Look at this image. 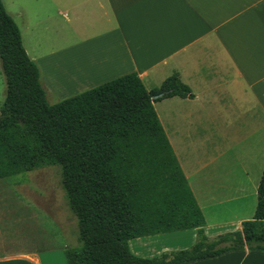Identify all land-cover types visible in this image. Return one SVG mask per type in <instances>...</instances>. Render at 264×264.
Masks as SVG:
<instances>
[{"label":"crops","instance_id":"0c3cea01","mask_svg":"<svg viewBox=\"0 0 264 264\" xmlns=\"http://www.w3.org/2000/svg\"><path fill=\"white\" fill-rule=\"evenodd\" d=\"M34 6V22L22 7L17 18L54 32V18L65 17L61 40L29 57L48 104L131 73L147 91L176 74L192 98L153 107L205 235L240 231L253 219L264 168V0H34ZM32 45L40 47L34 35ZM14 200L0 191V264H66L60 251L39 249L38 215L22 214ZM194 240L195 231L184 230L134 238L128 246L150 259ZM184 264H264V252L232 250Z\"/></svg>","mask_w":264,"mask_h":264},{"label":"trees","instance_id":"16d2710c","mask_svg":"<svg viewBox=\"0 0 264 264\" xmlns=\"http://www.w3.org/2000/svg\"><path fill=\"white\" fill-rule=\"evenodd\" d=\"M0 61L6 84L0 180L61 167L80 243L65 249L66 264H184L232 250L264 252V168L253 219L240 231L204 233V217L153 107L166 98H192L176 74L147 91L131 73L50 105L2 0ZM184 230L195 231L187 249L150 259L129 250L131 239Z\"/></svg>","mask_w":264,"mask_h":264},{"label":"rangeland","instance_id":"374dc122","mask_svg":"<svg viewBox=\"0 0 264 264\" xmlns=\"http://www.w3.org/2000/svg\"><path fill=\"white\" fill-rule=\"evenodd\" d=\"M2 2L7 14L15 22L25 38L24 47L29 57L34 56L36 51L47 53L50 45L53 44L52 47H54L61 40L58 38L62 34L61 28L65 24V17L54 18L52 24L55 26V30L53 32L49 30L50 27L47 23L32 26L31 23L34 22L36 10L34 0H2ZM19 7L27 11L28 17L32 19L30 24L27 25L17 18L16 13ZM69 15L70 13L68 12ZM32 35H34V39L38 38L39 48L33 46L35 45V40L32 45ZM5 92V77L0 61V108L5 99ZM0 191H7L14 197L16 202L20 203L13 206L19 209L22 214V210L28 209L33 210L38 215L40 221L39 232H35L33 237L39 241V249L41 251L49 249L60 251L64 263H66L65 249L78 248L80 243L78 241L77 219L70 210L65 192L61 187V167H40L28 173L6 178L0 181ZM26 231L29 233L24 234V237H31L30 231L27 229ZM13 235H17L16 231H14Z\"/></svg>","mask_w":264,"mask_h":264},{"label":"water","instance_id":"95a60500","mask_svg":"<svg viewBox=\"0 0 264 264\" xmlns=\"http://www.w3.org/2000/svg\"><path fill=\"white\" fill-rule=\"evenodd\" d=\"M161 96H162V94H159V95L153 96V97H152V100H156V99L160 98Z\"/></svg>","mask_w":264,"mask_h":264}]
</instances>
